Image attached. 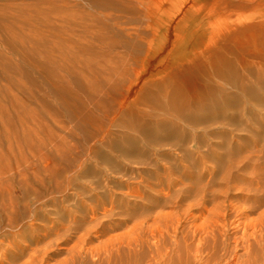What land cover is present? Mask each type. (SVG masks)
I'll use <instances>...</instances> for the list:
<instances>
[{
  "label": "rangeland",
  "instance_id": "rangeland-1",
  "mask_svg": "<svg viewBox=\"0 0 264 264\" xmlns=\"http://www.w3.org/2000/svg\"><path fill=\"white\" fill-rule=\"evenodd\" d=\"M144 1L162 14L156 24L161 35L147 27L140 4L123 6L126 11L111 12L119 24L105 32L117 47L96 56L106 45L94 37L105 30L92 17L95 11L85 8L86 0L61 1L42 29L35 14L37 8L46 11L47 0L38 7L34 0H0V10L9 5L0 16V41L8 28L31 36L46 32L44 42L33 38L26 46L39 49L34 60L46 63L65 85L33 87L26 72H15L23 89L0 94V200L3 194L8 204L18 186L33 188L20 199L29 202L25 214L14 218L5 212L0 222V264H175L177 242L192 244L195 225L210 217L222 242L216 249L209 244L206 261L214 262L211 251L223 261L242 233L235 222L264 212V0ZM51 27L58 35L50 34ZM143 32L145 64L127 60L132 72L122 92L131 101L120 105L110 99V88L100 90L99 80L109 79L110 67L116 69L111 84L120 77L127 37ZM83 44L91 51L81 50ZM149 45L162 49L149 54ZM1 49L12 57L9 46ZM220 58L234 63L228 78L216 70ZM52 62L60 68L54 70ZM87 62L93 66L85 73ZM175 74L214 82L208 101L224 94L233 102L207 118L182 117L177 129L167 119L169 128L143 138L140 128L165 112L141 100L147 79L170 80ZM34 78L43 80V73ZM238 79L245 92L234 84ZM0 84L7 86L8 79ZM64 88L74 95L73 109L86 103L93 121L70 116L66 107L57 110V101L46 95ZM190 109L202 115L206 108ZM139 113L159 116L141 119ZM224 213L225 224L216 222ZM156 244L168 248V263L156 257Z\"/></svg>",
  "mask_w": 264,
  "mask_h": 264
},
{
  "label": "bare ground",
  "instance_id": "bare-ground-1",
  "mask_svg": "<svg viewBox=\"0 0 264 264\" xmlns=\"http://www.w3.org/2000/svg\"><path fill=\"white\" fill-rule=\"evenodd\" d=\"M43 0H34L35 7H38L39 4H41ZM46 1V0H45ZM48 8L46 11L42 12L40 9H36L35 18L37 20V23L39 24L38 28L42 29L41 26L43 21H46L48 17L51 15L52 12H57L60 10V2L66 1V0H47ZM88 3L85 4V8H88L90 10L95 11L94 14H92V17L94 18L97 23L101 24V28H103L105 31L100 32L97 34L95 38V41L97 43H105V47L101 48V50H97V55H104L109 54L113 49H115L118 45V42L114 39H109L106 35V31H111L117 24H119V18L115 16L112 12V10L116 9H123L124 11L127 10V8L133 4H140L143 12L145 13V18L147 19V27L149 29H153V32L156 36L161 35V30L157 27L156 24H159L160 19L162 18V14L158 12V10L153 9V6H149L148 3L146 4L144 0H86ZM9 8L8 4H4L2 6V11L0 10V16L4 17L5 12H7ZM131 8V7H130ZM22 12H25V9L22 8ZM38 12V13H37ZM0 17V18H1ZM84 18V13H83ZM86 18L88 16L86 15ZM0 29L2 31H5L3 27ZM50 34L52 36L58 35V29L57 28H50ZM89 29L86 28L84 30V36H88ZM8 35L5 36L0 41V81L1 79L7 78L8 79V85L5 87H2L0 84V94H5L11 89L12 87H18L19 89H23L21 84L13 79L12 73L15 72H26L27 75L31 79V85L33 87H45L52 83H59L61 86H65L63 79L59 78L54 79L53 78V72L52 70H48L46 67V63H42L41 61H36V56L38 53H40L39 49L31 50L28 49L26 46L27 43L31 42L33 38H36L37 42L41 43L44 42L46 39V32H40L36 36L31 35H25V34H17V32L14 30V28H8L7 29ZM143 34H138V37H127V40L125 41V52L126 57L122 56V59L125 57L126 59H123L122 62L124 66L121 65V71H120V77L117 78L113 84H111V77L114 74V71L116 70L113 67L109 68V79L106 80H99V86L100 90H106L107 88L111 89L110 92V99L112 101H118L120 105H125L129 102L130 96L124 95L122 92V88L125 86L126 81L130 78L132 70L129 68V66H126L127 60L136 62V63H142V65L145 64V59H142L140 57V54L144 50V47L142 45V37ZM17 42L21 44L20 48L17 45ZM96 46L98 45L97 43ZM2 45H7L11 48V56L9 57L4 54L3 50L1 49ZM55 45L57 46V42H54V45L52 49H55ZM92 47L90 45L83 44L82 49L83 51H91ZM162 47L160 46H152L149 45L147 48V52L149 54L158 53ZM61 51L62 49H58ZM51 52V51H50ZM53 52V50H52ZM18 59L17 62H14L12 59ZM121 58V57H120ZM220 64H216V70L218 73L228 78L229 75H232V72L234 70V63L230 61L228 58H220ZM52 68L57 70L60 68L55 62H52ZM98 65V63H97ZM101 65V63H100ZM92 63L87 62V64L84 67L85 73L90 72L92 69ZM99 68V67H98ZM36 72H42L43 73V80H36L34 78V75ZM162 69L158 71L157 74H161ZM33 75V78H31ZM226 78H223L225 83H228ZM231 79V77H230ZM184 77H177V75H173L170 80L168 79H162L159 80L153 75L150 76L149 79H147V82L149 84V88H147L141 97V100H147L151 101L158 107L165 110L164 113H160L162 116V119L157 118L155 123L153 124H146L140 128V133L142 134L143 138H148L152 136H157L160 134L162 130L165 128H169L171 125L167 123V119L171 120L170 122L173 123L171 128L177 129L178 128V120L182 117H188L192 120L200 119L199 117L207 118L211 116L212 110L222 109L226 110L228 107L231 106V101L226 95L222 94L220 96V101L213 102L211 99L208 101V97L211 95V92H214V82H209L206 78L203 79H191ZM236 87L239 90H243L244 92L248 88L247 86H244L242 82L239 81V79L235 83ZM213 89V90H212ZM66 89L62 90L58 94L53 93H47L46 96H50L52 98V101H57L55 103L57 105V110L61 111L63 108L72 109L70 112V116H73L76 114L80 121L82 122H88L94 120L93 113L90 110H87L88 107H86V103L83 106V109H79L78 111L73 109V101L74 95L68 91H65ZM99 90V91H100ZM202 91V92H200ZM222 93V92H221ZM131 101V100H130ZM205 107L202 115H198L196 112H193L192 109H190L192 106H198ZM158 114H151V113H139V117L141 119H146L148 117H158ZM152 118V119H153ZM151 119V118H150ZM151 119V120H152ZM155 119V118H154ZM138 123H133L132 126H138ZM177 125V126H176ZM176 126V127H175ZM4 127V126H3ZM0 130H2V126L0 125ZM43 181H40L42 184ZM33 189V188H32ZM32 189L29 186H18L16 188V194H11L9 196V202L8 204L5 203V196L1 195V205L0 207V222L3 219V216L5 215V212H11L12 214L15 213L14 218L22 217L28 206L27 201L21 202L22 197H27V195L32 191ZM37 192V189H36ZM210 212L212 213H221V211L217 208L210 209ZM245 213V212H244ZM242 213V214H244ZM223 215V220L215 219L216 222L225 224L226 222V216L225 213ZM209 222H214L213 217H210L209 219H206L202 224L195 225V228L193 229V235H192V244H187L185 242H177L176 247V257L175 264H264V212L260 213V215L256 218H247L246 220H237L236 226L242 227V233L234 238V245L232 252L230 253V257L225 260H220L216 258V255H212V251L209 255V258L211 260H214V262L206 261V253H208V250L210 248L209 244L212 243L211 249H216L222 241L218 237L217 229L209 226ZM168 232V227L165 228L162 233L160 234L159 243L161 244V239L164 237V233ZM200 233L199 236L197 234ZM223 240V239H222ZM158 243V244H159ZM156 244V257L158 259H161L164 262H167V257H169V250L165 245H158ZM238 250H243L242 254H238ZM15 258V257H14ZM171 260V259H170ZM168 263V262H167Z\"/></svg>",
  "mask_w": 264,
  "mask_h": 264
}]
</instances>
